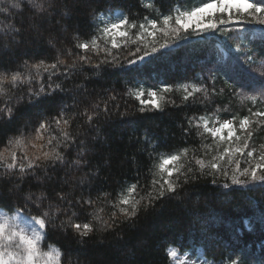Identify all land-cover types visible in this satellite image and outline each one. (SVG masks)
<instances>
[{"label":"trees","instance_id":"1","mask_svg":"<svg viewBox=\"0 0 264 264\" xmlns=\"http://www.w3.org/2000/svg\"><path fill=\"white\" fill-rule=\"evenodd\" d=\"M19 2V9H10L9 0L0 5L9 9L0 12V72L28 73L25 62L51 64L59 58L65 63L54 74L42 72L38 81L18 83L15 88L5 85L0 106L7 101L14 111L11 117L0 114V149L9 138L31 139L43 121L52 128L44 133L45 141L38 143L59 136L53 119L61 114L70 120L67 131L73 140L67 148L63 144L57 148L64 154L63 163L37 161L41 167L35 169V176L21 177L17 170L8 174L0 167V209L8 213L19 209L31 217L50 204L59 205L62 211L47 226L42 246L45 250L50 244L57 246L62 251L61 264H175L167 256L172 248L181 260L190 256L205 264H231V260L264 264V183L237 186L223 175L197 172L198 179L185 184L181 177L177 194L161 198L147 211L141 208L131 221L112 207L131 184L138 183L140 195H145L159 153L188 148L189 161L193 156L210 159L201 145L211 143V138L190 127V118L248 115L247 109L253 106L242 104L237 93L260 95L264 77L248 68L243 53L257 63L264 61V25H227L229 37L219 31L182 33L169 47L133 65L127 61L135 59L129 52H135L136 45L125 48L122 44L112 49L111 56L82 53L75 45L90 39L117 14L138 25L145 16L156 18L173 7L190 8L198 0H151L152 9L143 6L148 0H40L44 10L39 12L27 0ZM237 44L242 45V53L236 51ZM80 54L90 56V61H79ZM188 85L206 91L185 101L183 87ZM41 86L43 94L30 95L29 88ZM165 87L172 91L164 94L161 110L140 112V102L130 95L136 89L159 92ZM257 108L264 110V105ZM88 115H93L90 123ZM261 143L264 126L252 139L254 146ZM55 145L53 141L42 150ZM27 151L31 157L36 150L29 146ZM17 154L23 155L19 150ZM77 159L82 162L73 164ZM191 166L195 167L194 161ZM225 183L228 188L223 187ZM58 192L67 199L58 200ZM41 193L47 199L40 207L26 199L31 196L34 201ZM89 200L94 203H86ZM113 212L117 213L114 226L105 230L103 221L113 223ZM96 215L100 221L93 219ZM69 217L81 224L90 221L96 230L82 241L70 227H60Z\"/></svg>","mask_w":264,"mask_h":264},{"label":"snow or ice","instance_id":"2","mask_svg":"<svg viewBox=\"0 0 264 264\" xmlns=\"http://www.w3.org/2000/svg\"><path fill=\"white\" fill-rule=\"evenodd\" d=\"M27 2L38 12L44 10L40 0H27ZM9 3L10 9L21 8L19 0H15V2L9 0ZM3 4H5V0H0V5ZM143 6L148 9L154 7L151 0L145 2ZM8 10V8L0 7V12ZM241 23L264 25V0H198V3L190 8L173 7L168 13H158L156 18L145 16L144 22L138 25L135 22H130L127 16L120 13L114 19L105 22L103 27L98 28L97 33L90 39L78 40L75 46L82 53L99 54L104 52L111 56L112 49H120L122 44L125 48L129 44H133L136 45L135 52L130 51L129 55L135 56V59H130L127 62L134 65L137 61H143L145 57L159 52L160 49L169 47L171 42L181 38L182 33L219 31L225 37H229L227 25ZM34 27H38V25H34ZM133 30H135L134 35ZM141 51H143V55H138ZM236 51L242 53V45L237 44ZM90 59L91 57L88 55H78L79 61L89 62ZM104 62L106 61H101V63ZM243 62L253 73L264 77V61L257 63L253 56L243 53ZM64 63L65 61L59 58L51 64L40 61L28 65L25 62L28 73L17 71L7 74L0 72V96L6 94V84L15 88L18 83L38 81L42 72L54 74ZM74 66L75 63L69 65V67ZM56 88L60 89V85H56ZM171 91L170 87H165L159 92L136 89L132 90L130 95L140 102L139 111L144 112L146 109L161 110L164 94ZM183 91L185 93L183 99L187 101L196 93L206 91V89L188 85L183 87ZM44 92L43 86L37 90L29 88L31 96H40ZM145 95L148 99H143ZM237 95L242 104L249 102L253 106L247 109L248 115H233L230 119L222 121L206 115L196 118L195 121L189 119V126L196 127L200 136L205 139L211 138V143H202L201 145L204 156H209L210 159L193 156L189 161L188 148L180 149L174 153H159L153 170H151V187L145 195H140L141 188L138 183L131 184L121 191L112 207L118 209L124 219L131 221L141 208L147 211L161 198L177 194L181 187L179 183L181 177H184L183 183L185 184L190 180L198 179L197 172L200 176L223 175L231 181L232 185L237 186H244L249 182L264 183V143L258 147L252 144L254 132L264 126V110L258 108L254 110L257 104L264 105V90L260 95L240 93ZM13 111V107L7 101L3 106H0L2 115L11 117ZM87 120L90 123L93 120V115H88ZM53 124L59 129V136L48 137L45 144L38 142L45 141L44 133L51 131L52 124L47 121L39 124L31 139L26 140L22 135L9 138L5 147L0 149V167L7 169L8 174H13V170H17L23 177L25 175L35 176V169L41 167L37 161L42 163L51 161L53 164L63 163L64 154L57 148L60 144L67 148V142L73 140L67 131L70 120L61 114L53 119ZM53 141H56L54 147L50 150H42L48 145H52ZM29 146L36 150L31 157L27 151ZM17 150L23 155L18 156ZM192 161H194L195 167L191 166ZM81 162L77 159L72 163L79 165ZM29 170L32 171L29 172ZM213 183H215V179ZM223 187L228 188L229 185L225 183ZM56 195L61 202L67 199L66 194L58 192ZM26 199L40 207L47 197L41 193L34 201L31 196ZM86 203L93 204L94 202L89 200ZM9 211L13 212L11 218L0 219V264H61L62 251L57 246L50 244L46 250L42 246V242L47 238V226L53 223L57 218V213L62 211L59 205L50 204L48 209L40 215L31 217L26 216L19 209H9ZM17 218L23 222V226L16 223ZM116 218L117 213L113 212L110 217L113 223L107 220L103 221L105 230L114 226ZM93 219L100 221L101 217L96 215ZM60 227H70L82 241L96 230L92 222L76 223L71 217L66 221H61ZM167 256L175 264H185L175 248L168 250ZM231 264H237V261L231 260Z\"/></svg>","mask_w":264,"mask_h":264},{"label":"rangeland","instance_id":"3","mask_svg":"<svg viewBox=\"0 0 264 264\" xmlns=\"http://www.w3.org/2000/svg\"><path fill=\"white\" fill-rule=\"evenodd\" d=\"M12 215L13 213H8L4 209H0V219L6 218V217L11 218ZM16 223L21 224L23 226V222L19 218H17ZM182 261H184L185 264H205L204 261L201 260L200 258H192L190 256H186Z\"/></svg>","mask_w":264,"mask_h":264}]
</instances>
